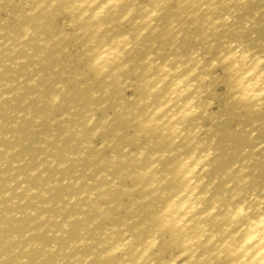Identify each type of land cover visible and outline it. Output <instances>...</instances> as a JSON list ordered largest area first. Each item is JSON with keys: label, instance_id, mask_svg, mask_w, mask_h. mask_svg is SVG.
<instances>
[{"label": "bare ground", "instance_id": "6f19581e", "mask_svg": "<svg viewBox=\"0 0 264 264\" xmlns=\"http://www.w3.org/2000/svg\"><path fill=\"white\" fill-rule=\"evenodd\" d=\"M0 264H264V0H0Z\"/></svg>", "mask_w": 264, "mask_h": 264}]
</instances>
